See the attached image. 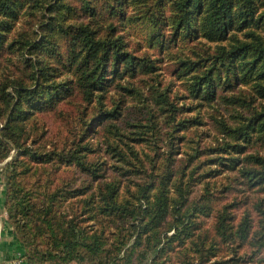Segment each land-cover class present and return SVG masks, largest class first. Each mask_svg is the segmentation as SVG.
Returning a JSON list of instances; mask_svg holds the SVG:
<instances>
[{"label": "trees", "instance_id": "1", "mask_svg": "<svg viewBox=\"0 0 264 264\" xmlns=\"http://www.w3.org/2000/svg\"><path fill=\"white\" fill-rule=\"evenodd\" d=\"M3 162L23 264L264 262V0H0Z\"/></svg>", "mask_w": 264, "mask_h": 264}, {"label": "rangeland", "instance_id": "2", "mask_svg": "<svg viewBox=\"0 0 264 264\" xmlns=\"http://www.w3.org/2000/svg\"><path fill=\"white\" fill-rule=\"evenodd\" d=\"M121 33L124 34V37H125L124 41L127 44L128 49H130L136 55L141 56L143 54H148L151 58L159 57L157 54V51H155L154 49L148 46L145 40V31L141 27L128 26L125 29H123ZM160 57H163V55ZM167 62L168 61L165 57V60H163V63H162V70L160 71L161 73L160 78L162 79L164 85H167L170 81V78L167 75V73L163 71V67L165 66ZM175 84L176 85H173L172 88L176 89V86L179 88L177 82H175ZM69 109L71 112H74V109H72L70 106H69ZM35 118L36 119L38 118L37 120L40 121V124H42V126H44V129H46V132L48 133L46 139H48L49 137L54 138L56 141V146H59L60 143H62V141L65 139L67 135V130L65 127L62 126V122L57 117V113L56 114L49 113L45 115L44 117L35 116ZM93 140L95 139L93 138ZM13 154H14V151H12L10 157L6 159V162L10 160ZM4 165H5V162L0 163V247L2 243H4L3 241L5 238H10V239L13 238L12 228L10 227V222H8V215L5 209L3 208V206H1L2 205L1 199L3 196V190H4V173L2 170ZM56 175L61 176V177L70 178L73 176V173L71 172V170L66 171V170L61 169ZM218 178L222 180V176ZM221 182L223 185H225V180H222ZM232 185H233V188L224 192V195H225L224 201L227 203L237 201L239 203L238 206L234 209V213L236 214V217L239 218L244 207L246 206L248 208L251 207L250 204H246L247 202H250V200L245 199V197L246 196L254 197V195L244 191L239 186L235 187L234 184ZM208 222L209 220H207L205 227L209 225ZM241 253H243V249L241 250ZM261 256L264 257V253ZM243 264H264V262L259 261L258 256H256L252 260H248V259L245 260Z\"/></svg>", "mask_w": 264, "mask_h": 264}, {"label": "crops", "instance_id": "3", "mask_svg": "<svg viewBox=\"0 0 264 264\" xmlns=\"http://www.w3.org/2000/svg\"><path fill=\"white\" fill-rule=\"evenodd\" d=\"M3 242L0 247V262L2 264H11V260L13 261V257L19 252H16L17 249L13 247L15 245L13 239L5 238Z\"/></svg>", "mask_w": 264, "mask_h": 264}, {"label": "built area", "instance_id": "4", "mask_svg": "<svg viewBox=\"0 0 264 264\" xmlns=\"http://www.w3.org/2000/svg\"><path fill=\"white\" fill-rule=\"evenodd\" d=\"M11 264H23V261L21 258H19V254L18 256H16L13 261L11 262Z\"/></svg>", "mask_w": 264, "mask_h": 264}]
</instances>
